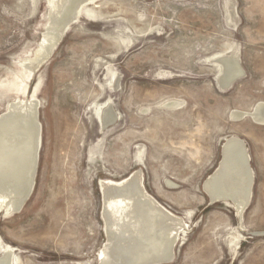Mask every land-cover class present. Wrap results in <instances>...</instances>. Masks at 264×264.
I'll list each match as a JSON object with an SVG mask.
<instances>
[{
  "label": "rangeland",
  "instance_id": "1",
  "mask_svg": "<svg viewBox=\"0 0 264 264\" xmlns=\"http://www.w3.org/2000/svg\"><path fill=\"white\" fill-rule=\"evenodd\" d=\"M48 5L0 0V114L34 98L42 126L33 192L19 213L0 210V256L11 248L14 264H100L101 181L139 170L185 223L169 264H264V125L232 117L264 102V0H96L18 95ZM231 53L244 74L223 89L218 58ZM171 101L182 104L168 110ZM108 109L118 120L104 128ZM230 137L254 172L241 216L205 191Z\"/></svg>",
  "mask_w": 264,
  "mask_h": 264
},
{
  "label": "bare ground",
  "instance_id": "2",
  "mask_svg": "<svg viewBox=\"0 0 264 264\" xmlns=\"http://www.w3.org/2000/svg\"><path fill=\"white\" fill-rule=\"evenodd\" d=\"M94 1L49 0V23L42 41L32 56L29 55L20 65L23 75L15 84L18 95H26L27 80L51 60L61 35L79 19L82 8ZM218 63L222 71L220 79L225 85L242 71L236 53L220 56ZM181 104L180 101H171L165 107L175 110ZM105 113L104 127L118 120L111 109ZM38 114L34 98H19L0 114V210L9 216L23 209L35 186L42 147V126ZM232 117L236 120L250 117L264 125V102L251 112L236 111ZM222 153L221 164L206 181L205 191L210 201L233 205L241 216L250 205L253 194L254 172L249 164L250 156L244 142L237 137L225 141ZM100 186L104 200L102 218L108 238L99 254L100 264L171 263L185 223L182 217L149 194L142 171H135L120 182L102 180ZM0 264H14L11 248L0 256Z\"/></svg>",
  "mask_w": 264,
  "mask_h": 264
},
{
  "label": "water",
  "instance_id": "3",
  "mask_svg": "<svg viewBox=\"0 0 264 264\" xmlns=\"http://www.w3.org/2000/svg\"><path fill=\"white\" fill-rule=\"evenodd\" d=\"M72 25V24H71ZM65 33V32H64ZM64 35V34H63ZM63 35H61V37H60V40H59V42L56 44V46L60 43V41L62 40V37H63ZM56 46H55V48H54V50L56 49ZM54 50H53V52H54ZM243 76V71H241L238 75H236L235 76V78L232 80V81H230V82H228L226 85L225 84H223V82H221V80H220V85H221V87L223 88V89H226V88H229V87H231L232 86V84L234 83V82H236L240 77H242ZM106 126H107V124H106ZM105 128V127H104ZM223 152V151H222ZM222 156H223V153H222Z\"/></svg>",
  "mask_w": 264,
  "mask_h": 264
}]
</instances>
